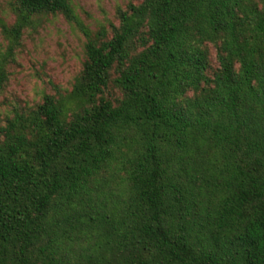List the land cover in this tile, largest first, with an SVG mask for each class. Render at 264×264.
Returning <instances> with one entry per match:
<instances>
[{"label": "trees", "instance_id": "obj_1", "mask_svg": "<svg viewBox=\"0 0 264 264\" xmlns=\"http://www.w3.org/2000/svg\"><path fill=\"white\" fill-rule=\"evenodd\" d=\"M0 97L61 16L79 70L0 101V264H264V0H7Z\"/></svg>", "mask_w": 264, "mask_h": 264}, {"label": "rangeland", "instance_id": "obj_2", "mask_svg": "<svg viewBox=\"0 0 264 264\" xmlns=\"http://www.w3.org/2000/svg\"><path fill=\"white\" fill-rule=\"evenodd\" d=\"M127 0H72L84 24L92 26L104 18H113L114 6ZM0 18L12 22L7 0H0ZM83 36L61 16H48L23 36L18 66L12 71L6 93L0 101L18 100L30 104L39 101L51 85L67 87L79 70ZM3 42L0 36V49Z\"/></svg>", "mask_w": 264, "mask_h": 264}]
</instances>
